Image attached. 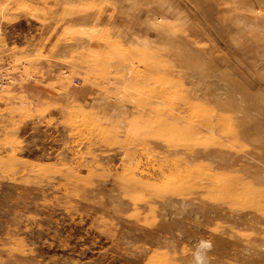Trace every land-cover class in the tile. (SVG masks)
<instances>
[{
    "label": "rangeland",
    "instance_id": "1",
    "mask_svg": "<svg viewBox=\"0 0 264 264\" xmlns=\"http://www.w3.org/2000/svg\"><path fill=\"white\" fill-rule=\"evenodd\" d=\"M264 264V0H0V264Z\"/></svg>",
    "mask_w": 264,
    "mask_h": 264
},
{
    "label": "clouds",
    "instance_id": "2",
    "mask_svg": "<svg viewBox=\"0 0 264 264\" xmlns=\"http://www.w3.org/2000/svg\"><path fill=\"white\" fill-rule=\"evenodd\" d=\"M211 247L210 242L200 240L196 245V250L193 253L194 264H206L205 250Z\"/></svg>",
    "mask_w": 264,
    "mask_h": 264
}]
</instances>
